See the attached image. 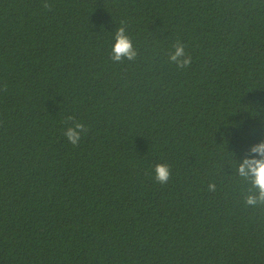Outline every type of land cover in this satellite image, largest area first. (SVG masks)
<instances>
[{
	"label": "trees",
	"instance_id": "16d2710c",
	"mask_svg": "<svg viewBox=\"0 0 264 264\" xmlns=\"http://www.w3.org/2000/svg\"><path fill=\"white\" fill-rule=\"evenodd\" d=\"M50 2L0 0V264H264L236 171L264 140V0Z\"/></svg>",
	"mask_w": 264,
	"mask_h": 264
},
{
	"label": "clouds",
	"instance_id": "9594fccd",
	"mask_svg": "<svg viewBox=\"0 0 264 264\" xmlns=\"http://www.w3.org/2000/svg\"><path fill=\"white\" fill-rule=\"evenodd\" d=\"M42 8L45 11L52 10L50 0H42ZM136 50L133 47L130 37L126 34L123 26L118 27L114 33V41L111 46L110 59L120 62L124 59L129 61L136 57ZM168 59L178 68L189 65L190 57L185 52L184 45L177 42L173 50L169 53ZM0 91H7V84L0 85ZM63 135L74 147L78 146L83 136L89 132V126L78 120L74 115L64 116ZM249 155H245L237 164V174L245 181H248L249 194L244 197V201L249 206L264 205V140H261L248 149ZM153 178L160 184H166L170 178V167L166 163H156L153 167ZM209 190L214 191L215 185L209 183Z\"/></svg>",
	"mask_w": 264,
	"mask_h": 264
}]
</instances>
